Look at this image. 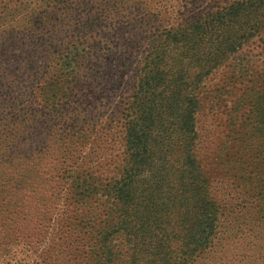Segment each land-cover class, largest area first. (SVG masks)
I'll list each match as a JSON object with an SVG mask.
<instances>
[{"label":"rangeland","instance_id":"1","mask_svg":"<svg viewBox=\"0 0 264 264\" xmlns=\"http://www.w3.org/2000/svg\"><path fill=\"white\" fill-rule=\"evenodd\" d=\"M235 1L0 0V48L11 46L0 59V264L85 263L87 240L77 231L120 178L125 125L152 49L167 51L174 67L182 64L187 97L197 105L186 109L176 96L174 115L183 117L174 120L166 109L172 97L159 100L170 126L161 136L167 162L190 150L227 227L220 233L219 223L216 239L189 264H264V26L222 62L220 25L217 37L167 46L176 38L170 34L216 18ZM34 88L49 92L30 100ZM191 114L187 146L182 125ZM165 174L175 186L171 170ZM76 176L90 187L81 209L68 193ZM35 215L43 231L24 248L13 237ZM183 215L182 207L170 211L163 233L182 234ZM113 241L125 250L124 239Z\"/></svg>","mask_w":264,"mask_h":264},{"label":"trees","instance_id":"2","mask_svg":"<svg viewBox=\"0 0 264 264\" xmlns=\"http://www.w3.org/2000/svg\"><path fill=\"white\" fill-rule=\"evenodd\" d=\"M2 16L0 15V19ZM216 16V18L208 16L204 20H196L189 28L170 34L172 38L174 36L176 38L168 39V48L181 41L187 45L189 39L201 38L205 33H208L207 37H217L220 25V44H222L220 62H222L223 58L236 51L242 39H249V36L254 35L253 32L260 31L264 26V0L235 1L220 9ZM242 29L251 33L245 37L238 36L237 33ZM10 47L6 43L2 44L0 48L2 61L8 59L7 49ZM167 58L168 54L165 50L155 52L152 49L147 55L136 88L135 115H132L125 125L123 139L128 155L119 167L120 178L115 184L105 188L107 202L105 201L99 208L95 207L93 211L82 208L86 210L87 216L89 214V218L86 216L89 221L84 223L81 227L83 229L77 231L87 240L85 247L88 255L84 264H189L194 256L206 250L216 239L219 223L220 233L227 228L221 221L222 205L219 214V207L209 197L200 167L190 150L185 148L184 152L172 158L179 167H175L171 160L167 162L164 153L166 143L161 136L168 131V128L170 129V126L167 125L166 114L157 107L159 100H162L166 94L172 97V102L166 109L171 108V116L174 120L183 117L181 113L178 116L174 115L173 101L176 96L181 98L180 106L186 103V109L191 105L193 111L197 107L196 104L194 105L196 103L194 98H188L184 88L186 69L181 63L174 67ZM3 85L0 82L1 88ZM55 87L56 85L50 90L53 91ZM45 89H32L29 99L34 100L37 95L41 99L47 96L49 91ZM50 100L51 97L48 96L43 101L48 103ZM192 122L193 114L187 116V121L182 125L185 128L184 140H187V146L190 142L188 129ZM168 169L175 177V186L169 184L168 175L165 174ZM41 178L45 180L46 177ZM241 179L249 182V179L243 176ZM85 183L86 180H82L79 176L72 179V187L68 193L74 198L71 205L74 203L79 205L76 209H81L82 202L88 198L86 195L90 187L84 188ZM179 207L184 208L181 219L184 232L168 236L163 232L164 225L170 221H165L164 217L169 216L170 211ZM129 210H132L130 217ZM69 211L70 209L60 213L59 216L67 217ZM38 217L35 215L33 221H26L27 231L15 235L13 241L18 245L22 242L24 248L35 244L34 239L43 231L41 223H38ZM54 220L55 218L49 221V226ZM66 230L62 227L63 232ZM30 232L34 235H30ZM242 233L243 230L238 228L233 235L240 240ZM115 235L121 240L124 239L125 250L114 247ZM220 238L224 239L223 236ZM13 245L15 244L12 243Z\"/></svg>","mask_w":264,"mask_h":264}]
</instances>
